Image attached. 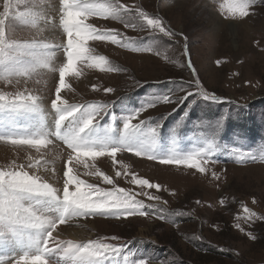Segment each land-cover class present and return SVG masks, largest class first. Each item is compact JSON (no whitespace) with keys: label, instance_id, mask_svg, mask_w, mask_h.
Here are the masks:
<instances>
[{"label":"rangeland","instance_id":"374dc122","mask_svg":"<svg viewBox=\"0 0 264 264\" xmlns=\"http://www.w3.org/2000/svg\"><path fill=\"white\" fill-rule=\"evenodd\" d=\"M96 1L90 4L92 14L84 22L97 32L115 34L120 43L90 39V54L105 57L104 67L110 70L79 64L80 75L65 77L61 99L69 106L80 105L71 118L79 125L95 115L84 146L131 149L154 159L122 150L117 152L115 163L110 156H100L82 158L88 167L75 159L69 164L70 150L63 139L53 140L45 130L29 133V123L40 120V101L51 103L56 98L59 69L66 63L65 57H55L56 53L61 55L56 46L53 60L57 63L49 68L36 67L26 76L10 72L12 61L0 63V95L8 98L0 101V171L23 167L62 197L63 173L71 167L72 174L84 184L112 192L116 198L131 194L143 202L146 216H81L67 224L57 223V227L85 231V240H70L74 244L96 240L117 245L119 251L104 256L107 264H264V219H245L244 211L247 208L264 216V0L253 4L242 19L228 10L232 0H120L130 10L127 19L136 28L103 15L114 0ZM10 4L6 39L37 44L30 49L35 58L20 57L25 64L47 59L42 53L48 52L51 43L63 46L58 31L50 29L54 24L53 29L61 30L57 26L61 14L58 0H10ZM3 5L4 0H0V13ZM54 11L56 19L51 17ZM140 11L160 19L174 35L164 36L146 26L141 30ZM143 49L151 51H134ZM107 88L113 91L109 93ZM184 89L193 94L182 103L160 102L165 97L186 95ZM201 90L217 96V100L199 96ZM18 95H31L37 100L27 106L11 105ZM149 104L155 107L142 111ZM133 116L134 127L126 131L124 124ZM122 132L124 141L116 136ZM13 137L46 138L54 145L37 149L4 140ZM198 152L209 153L208 163L202 165L204 173L184 165L159 163ZM130 156L149 163L135 165ZM30 163L35 166L28 167ZM97 171L113 183L105 184ZM134 176L159 185V190L133 183ZM70 191H75V186ZM142 193L159 196L160 200H149ZM5 199L0 193V202ZM21 202L52 221L59 219L63 208L61 199L46 195L26 194ZM160 215L165 218L158 219ZM112 236L119 239L111 240ZM45 237L46 229L0 223V244L10 255L28 251L18 245V240L10 239H24L25 245L34 243L37 249L27 253L32 255L39 251ZM49 258L52 264H73L60 260L57 253ZM0 264L6 263L0 259Z\"/></svg>","mask_w":264,"mask_h":264},{"label":"snow or ice","instance_id":"6c2138e0","mask_svg":"<svg viewBox=\"0 0 264 264\" xmlns=\"http://www.w3.org/2000/svg\"><path fill=\"white\" fill-rule=\"evenodd\" d=\"M261 0H232L229 3L228 10L233 14H238L239 18H244L249 15V8ZM61 4V23L64 31L67 34L68 41L64 49L66 56V63L59 69V86L56 88V98L52 101V107L61 111V115L57 121V127H60L66 120L71 119L79 111L80 105L67 104V101L61 99V90L66 87L65 77L69 74L80 75L77 70L79 64H84L86 67H96L101 71H108L104 67L107 63L105 57L92 56L91 50L88 47V41L91 40H110L113 44H119L120 41L117 39L115 34L97 32L90 25L84 21L88 15L92 14V6L87 3V0H60ZM10 0H4L3 12L0 13V63H6V61H12L13 67L10 72H14L19 76L29 75L31 72L36 70V67L49 68V61L43 59L39 64H25L20 57H33L36 54L30 49L37 47L35 41L32 43H17L9 42L6 39L5 21L9 17ZM221 7H225L221 5ZM103 15L105 17L111 16L112 19H118L122 23H125L126 27L136 28L137 25L127 19L130 15V10L126 8L124 4L120 3V0H114V3H110L104 9ZM138 18L143 21L139 25L142 30L145 26L148 29H158L164 36L174 35L170 30H166L162 24V21L158 18H151L146 13L140 11ZM127 46V45H125ZM6 50H8L6 52ZM134 51H151V49L134 50ZM15 53V55H12ZM189 67L191 65L189 64ZM199 87V81L196 82ZM107 92H112V88H107ZM186 95L177 96L175 99L165 97L160 102L166 104H178L182 103L187 95L193 94L188 89H184ZM205 99H211L212 101L217 100V96L205 94L202 90L199 93ZM8 98L4 95H0V101H5ZM37 98L31 95H18L13 98L11 105L14 106H27L35 104ZM155 107V104L147 105L146 108ZM102 110V109H101ZM141 111V112H142ZM140 112L136 113L138 116ZM131 117L125 124V130L132 129L134 124L131 121L135 118ZM95 115H89L87 119L83 121V126L79 129L80 133H83L86 129L91 127L94 123ZM155 132V129L152 130ZM4 140H10L13 145H24L39 149L40 147H47L48 145H54L52 141L46 138H23L13 137ZM58 147V145H56ZM67 149L70 150L68 157L69 164L75 159L78 162L84 163L85 167L88 164L82 158L91 157L95 159L100 156H110L113 163H115L116 154L122 150H128L136 156L154 159L150 154L141 151H132L131 149L125 148H112L110 150H96L84 146L79 134L73 136L66 143ZM209 153L198 152L189 155L185 158L179 159H166L160 160V164H175L184 165L189 168L196 169L200 173L205 172V167L208 163ZM38 163V162H37ZM28 167H34L31 163ZM65 182L63 185L62 197L58 196V191L51 187L48 183L43 182L39 176L29 175L23 171L21 167L18 171L5 172L0 171V193H3L5 200L0 202V223L5 221L9 224L15 225H26L35 228L46 229V237L40 244L39 251L32 255H21L15 259L14 264H52L50 260V254L57 253L60 260L71 261L73 264H95L97 260L104 257L109 253H115L119 251V247L112 243H105L102 241L89 240L86 244H74L72 242H63L53 236V232L56 230L57 223L64 224L69 222L72 218L87 217V216H114L119 219L121 216H146L148 213L144 212V204L141 201L135 200L131 194H126L123 198H116L112 192L105 191L97 188L92 184H84L83 181L78 180L72 174V168L68 167L63 173ZM96 175L102 177L105 184H112V179L97 171ZM120 175L119 172L116 173ZM215 179H219L218 176L213 173ZM133 183L140 185L141 187L157 188L159 185L151 184L147 180L138 179L133 177ZM75 186V191H70V187ZM118 192H124L123 189H118ZM26 194L46 195L52 198L61 199L63 208L61 215L57 221L49 220L41 215L36 214L31 208L25 207L22 204V198ZM146 195L149 200L159 201V196H153L150 193H142ZM174 195V193H173ZM199 203V201H197ZM224 201L221 200V204ZM149 208H154L155 205H148ZM246 213L245 219L256 220L264 219V216H257L255 212L245 208ZM158 219H164L165 216L160 215ZM254 238V237H252ZM118 236H112L111 240H118ZM51 245V246H50ZM139 264H147L146 261H140Z\"/></svg>","mask_w":264,"mask_h":264},{"label":"bare ground","instance_id":"6f19581e","mask_svg":"<svg viewBox=\"0 0 264 264\" xmlns=\"http://www.w3.org/2000/svg\"><path fill=\"white\" fill-rule=\"evenodd\" d=\"M59 1V0H58ZM60 2V1H59ZM53 6V4H52ZM59 16V14H58ZM57 16V17H58ZM53 19H56V11L53 12V16H51ZM50 17V18H51ZM59 20V19H58ZM53 23V22H51ZM52 28H50L52 31L55 30L56 33L58 31V35L61 36V42H62V45H64V38H63V31L59 30V29H53L54 28V24L51 25ZM58 26V24H57ZM55 57L57 59H61V58H64V55L61 53V55L59 54H55ZM63 91V90H62ZM64 92L62 94V97H64ZM69 102H72V101H69ZM68 103V102H67ZM40 104L41 106L43 107L44 111H43V114L46 115L47 119L42 123V125L45 127L44 130L49 133L50 137L52 136L53 134V130L55 129V123H54V120L51 119V117L47 114V111H46V104L43 102V101H40ZM46 112V113H45ZM115 134V133H114ZM124 134V133H123ZM122 133L119 134V137H121L122 141L124 140V135ZM127 135V134H126ZM130 138V137H129ZM124 156V155H123ZM132 159H134V163L135 165H141V163H149L148 161H144L138 157H135V156H130ZM62 168H60L61 170ZM61 172L63 173V169L61 170ZM55 209V208H54ZM60 213V212H59ZM81 222H78L77 224H80ZM67 224V223H66ZM86 233L85 231L82 229H79L78 227H74V228H68V227H56V230L54 231L53 233V236L56 237V238H59L60 240L64 241L65 243L69 242L70 240H74V241H81V240H85V236ZM71 242V241H70ZM76 244V243H75ZM18 245H23L25 248H27L28 250L31 249L32 247V244H29V245H24L23 242L21 240H18ZM8 246H11L10 244H8ZM51 246V245H50ZM12 253H14L13 251V248L10 249ZM5 253H7V255H10V252H8L7 250V247L5 246ZM60 258V257H59ZM96 264H107V262L102 259L100 261H97Z\"/></svg>","mask_w":264,"mask_h":264},{"label":"crops","instance_id":"0c3cea01","mask_svg":"<svg viewBox=\"0 0 264 264\" xmlns=\"http://www.w3.org/2000/svg\"><path fill=\"white\" fill-rule=\"evenodd\" d=\"M60 9L61 8H59V12L61 13ZM54 26L56 27V25H54ZM58 28H61V30H63V38H64V44H65V42L67 41L68 37H67V34L65 33L64 28H63V25L61 23V14H59ZM51 45H61V43H51ZM61 53L64 55L63 52H61ZM53 57L54 56L52 55V57L50 58L49 67H52L54 64L57 63V62H55V60H53L54 59ZM64 57L66 58L65 55H64ZM65 62H66V60H65ZM58 63H60V62H58Z\"/></svg>","mask_w":264,"mask_h":264}]
</instances>
